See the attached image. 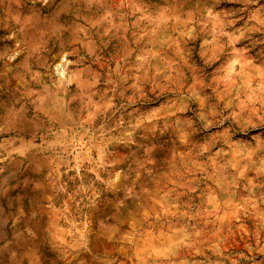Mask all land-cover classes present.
<instances>
[{
	"label": "rangeland",
	"instance_id": "374dc122",
	"mask_svg": "<svg viewBox=\"0 0 264 264\" xmlns=\"http://www.w3.org/2000/svg\"><path fill=\"white\" fill-rule=\"evenodd\" d=\"M0 264H264V0H0Z\"/></svg>",
	"mask_w": 264,
	"mask_h": 264
}]
</instances>
